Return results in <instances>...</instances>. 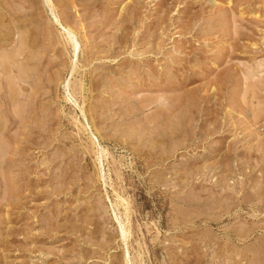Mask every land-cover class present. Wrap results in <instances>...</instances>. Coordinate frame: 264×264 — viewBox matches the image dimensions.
<instances>
[{
    "label": "rangeland",
    "instance_id": "374dc122",
    "mask_svg": "<svg viewBox=\"0 0 264 264\" xmlns=\"http://www.w3.org/2000/svg\"><path fill=\"white\" fill-rule=\"evenodd\" d=\"M48 2L0 0V264H264V0Z\"/></svg>",
    "mask_w": 264,
    "mask_h": 264
},
{
    "label": "bare ground",
    "instance_id": "6f19581e",
    "mask_svg": "<svg viewBox=\"0 0 264 264\" xmlns=\"http://www.w3.org/2000/svg\"><path fill=\"white\" fill-rule=\"evenodd\" d=\"M50 1V0H49ZM213 1V0H212ZM47 2H48V0H47ZM49 3V2H48ZM214 3H216V1L214 2ZM21 7V6H20ZM22 8V7H21ZM16 10V9H15ZM263 13H264V11H263ZM56 21L58 22V20H57V18H56ZM233 25V24H232ZM67 31V33H68V35L70 36V34L72 33V30L71 29H69L68 28V30H66ZM71 41L72 42H74L73 40H72V38H71ZM73 45V48H75V42H74V44H72ZM77 45V44H76ZM71 47V46H70ZM77 47V46H76ZM77 50V49H76ZM262 61V60H261ZM75 63V62H74ZM259 64H260V62H259ZM262 64V63H261ZM246 65V64H245ZM258 65V64H257ZM259 66V65H258ZM255 67V66H254ZM260 67V66H259ZM257 69H258V67H256ZM262 68V67H261ZM246 75V74H245ZM250 76V75H249ZM260 76V75H259ZM248 77V76H247ZM247 77H246V79H247ZM243 78V77H242ZM244 79V78H243ZM245 79V80H246ZM254 79V78H253ZM252 79V80H253ZM248 80V79H247ZM251 80V81H252ZM244 84H245V86L247 85V86H249L250 84H246L245 83V81H244ZM249 88H250V86H249ZM245 89V88H244ZM249 90V89H248ZM245 91H246V89H245ZM247 92V91H246ZM248 94V93H247ZM242 95H245V93H242ZM245 97H246V95H245ZM252 98V97H251ZM3 155V154H2ZM249 203V202H248Z\"/></svg>",
    "mask_w": 264,
    "mask_h": 264
}]
</instances>
